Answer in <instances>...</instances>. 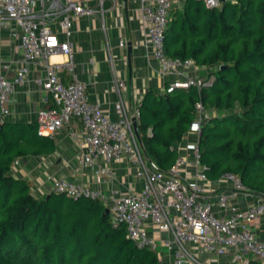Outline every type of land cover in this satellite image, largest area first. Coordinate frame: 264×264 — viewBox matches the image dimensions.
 Listing matches in <instances>:
<instances>
[{
    "label": "trees",
    "instance_id": "16d2710c",
    "mask_svg": "<svg viewBox=\"0 0 264 264\" xmlns=\"http://www.w3.org/2000/svg\"><path fill=\"white\" fill-rule=\"evenodd\" d=\"M165 46L171 57L193 59L214 77L172 93L148 92L139 107V135L149 164L170 170L176 144L189 132L202 101L201 163L209 180L238 176L264 196V0H186L172 7ZM38 122L4 121L0 129V264H162L138 247L124 223L115 227L107 206L61 193L35 196L13 173L15 161L55 150ZM247 264H260L251 260Z\"/></svg>",
    "mask_w": 264,
    "mask_h": 264
},
{
    "label": "built area",
    "instance_id": "2783aa9c",
    "mask_svg": "<svg viewBox=\"0 0 264 264\" xmlns=\"http://www.w3.org/2000/svg\"><path fill=\"white\" fill-rule=\"evenodd\" d=\"M88 0H0V9L7 19L19 30L23 61L16 70L15 79L0 74V122L10 113V100L17 85L29 79V64L38 62L45 67L46 78L43 87L52 97V107L38 112L39 133L54 137L72 117L84 122L81 147L83 161L92 165L100 157L107 162H120L128 155L137 167V176L144 179L138 191L106 193L71 181L55 178L49 186V193L56 192L74 198H84L104 203L110 209L111 221L115 227L124 223L129 238L138 247L156 251L162 264H167V255L172 264H207L206 255H227L235 252L251 254L264 264V241L257 238L250 223L264 216V199L258 200L247 209L231 204L239 192H247L240 178L227 174L224 178L233 183L229 191L215 195L217 205L228 212L218 216L214 211L213 196L208 192L209 181L201 163L200 146L193 148L196 166L195 177L187 180L181 168L186 165L184 157H178L175 165L162 171L145 158V148L136 134L133 121L128 114V104L121 96L125 88L123 80L116 86L120 98L116 103V120L105 111L100 103L90 100L87 85L75 79L66 82L62 71L75 72V54L72 45L75 20L87 14L103 13L104 0H99L101 9L89 7ZM209 7H217L221 0H205ZM141 17L146 24V43L152 57L158 62L161 73L172 78L167 81L166 93L177 89L196 86L202 90L212 83L208 79L189 74L198 67L193 59L171 57L165 46L166 30L173 7V0H141ZM125 45L124 41L120 42ZM64 54L65 60L52 61V56ZM197 118L190 131L201 133L207 119L202 101L197 103ZM140 109L135 117L140 119ZM18 160L15 161L17 165ZM111 174V171H108ZM153 224L160 232L169 236L158 239L146 226ZM249 260H245L248 263ZM234 264V263H232Z\"/></svg>",
    "mask_w": 264,
    "mask_h": 264
},
{
    "label": "crops",
    "instance_id": "0c3cea01",
    "mask_svg": "<svg viewBox=\"0 0 264 264\" xmlns=\"http://www.w3.org/2000/svg\"><path fill=\"white\" fill-rule=\"evenodd\" d=\"M140 1L128 0L125 4L124 0H104L103 13L76 18L72 37L75 72L72 75L66 69L62 71L66 82L75 79L84 82L90 100L100 103L116 120L120 119L115 109L120 98L117 80L125 82L121 96L128 104V114L133 121L135 110L141 106L145 95L150 91L155 94L164 93L167 81L172 78L161 73L146 43V24L141 17ZM185 1L173 0V7H182ZM87 5L101 9L99 0H88ZM121 41L125 42L124 46L120 45ZM20 44L18 28L0 9V74L11 80L15 79L16 70L23 61ZM65 59L64 54H56L51 58L52 61ZM29 70L28 81L15 88L9 103L10 113L5 121L36 122L41 109L53 106L52 97L42 83L46 78L45 67L34 62L29 64ZM208 71L205 67H195L189 70V74L206 77ZM212 113L206 111L207 115ZM137 122L139 124V120ZM83 131V120L72 117L53 137L56 145L53 152L17 159L19 163L14 164L13 173L31 182V191L35 196L48 194L49 186L55 178H67L106 193H127L143 187L144 179L137 176V167L128 155L120 162H107L100 157L92 165L84 163L81 147ZM199 142L200 133L189 130L183 140L175 145L179 157L186 159V165L181 170L187 180L195 177L200 169L196 166L193 154V148ZM145 158L149 163L146 151ZM206 187L213 196L215 213L218 216L228 215L217 205L215 195L231 190L233 183L222 178L209 180ZM261 199L264 196L243 191L232 198L231 204L239 209H247ZM250 226L257 238L264 241V216L251 222ZM146 228L158 239L169 236V233L158 231L153 224H148ZM234 253L229 252L224 256L206 255L203 260L207 264H247L245 260H255L251 254L245 253H237L241 258L236 259ZM171 259L167 255V264H172Z\"/></svg>",
    "mask_w": 264,
    "mask_h": 264
},
{
    "label": "water",
    "instance_id": "95a60500",
    "mask_svg": "<svg viewBox=\"0 0 264 264\" xmlns=\"http://www.w3.org/2000/svg\"><path fill=\"white\" fill-rule=\"evenodd\" d=\"M127 1H128V0H124V3L127 4ZM2 125H3V123L0 122V129H1ZM133 126H134V130H135L136 134H137V135L139 136V138H140V135H139V129H138V122H137V119H136L135 117H134V119H133ZM105 214H107V215L110 214V209H109V208H106V210H105Z\"/></svg>",
    "mask_w": 264,
    "mask_h": 264
},
{
    "label": "rangeland",
    "instance_id": "374dc122",
    "mask_svg": "<svg viewBox=\"0 0 264 264\" xmlns=\"http://www.w3.org/2000/svg\"><path fill=\"white\" fill-rule=\"evenodd\" d=\"M200 77H201V76H200ZM201 78H204V79H205L206 77L202 76Z\"/></svg>",
    "mask_w": 264,
    "mask_h": 264
}]
</instances>
